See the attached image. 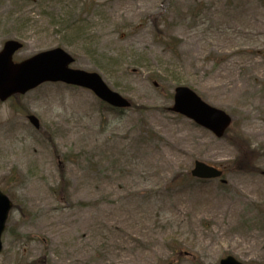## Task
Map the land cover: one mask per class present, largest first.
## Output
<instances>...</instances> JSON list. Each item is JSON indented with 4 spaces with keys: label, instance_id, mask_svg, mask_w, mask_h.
I'll return each instance as SVG.
<instances>
[{
    "label": "rangeland",
    "instance_id": "obj_1",
    "mask_svg": "<svg viewBox=\"0 0 264 264\" xmlns=\"http://www.w3.org/2000/svg\"><path fill=\"white\" fill-rule=\"evenodd\" d=\"M9 40L133 108L63 84L0 102V264H264V0H0ZM180 86L232 116L224 138L171 110Z\"/></svg>",
    "mask_w": 264,
    "mask_h": 264
},
{
    "label": "water",
    "instance_id": "obj_2",
    "mask_svg": "<svg viewBox=\"0 0 264 264\" xmlns=\"http://www.w3.org/2000/svg\"><path fill=\"white\" fill-rule=\"evenodd\" d=\"M20 48L22 45L10 41L6 43L4 51L0 54V99L2 101L16 94L24 95L46 82H63L93 91L101 100L114 108L131 107L130 102L111 91L98 74L70 69L74 59L64 50L55 49L41 53L15 65L13 55ZM172 111L194 120L219 138L224 136L232 122L224 112L208 106L193 91L183 87L176 90ZM30 121L37 129L40 128L37 118L30 117ZM192 174L200 179H216L222 176V172L201 162L196 163ZM12 207L11 201L0 191V252L3 249L1 237ZM221 264L239 263L233 258H228Z\"/></svg>",
    "mask_w": 264,
    "mask_h": 264
}]
</instances>
